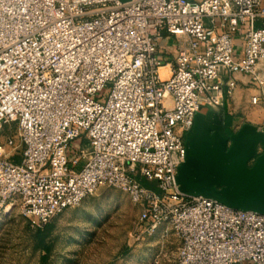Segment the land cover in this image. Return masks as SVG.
Here are the masks:
<instances>
[{
  "label": "built area",
  "instance_id": "2783aa9c",
  "mask_svg": "<svg viewBox=\"0 0 264 264\" xmlns=\"http://www.w3.org/2000/svg\"><path fill=\"white\" fill-rule=\"evenodd\" d=\"M244 76L264 102V0H0V214L43 226L108 186L176 264H264V213L176 182L194 115Z\"/></svg>",
  "mask_w": 264,
  "mask_h": 264
},
{
  "label": "rangeland",
  "instance_id": "374dc122",
  "mask_svg": "<svg viewBox=\"0 0 264 264\" xmlns=\"http://www.w3.org/2000/svg\"><path fill=\"white\" fill-rule=\"evenodd\" d=\"M171 46L174 42L170 41ZM161 71L165 76V68ZM249 84L237 86L228 97L227 113L236 121L235 130L244 121L264 129V102L249 103V95L256 92V87ZM108 91L104 88L96 99L104 101ZM231 119L227 116L226 123ZM14 133V126L7 128L2 141ZM79 143L85 144L86 139L76 140L70 147ZM7 151L18 157V147ZM82 164L80 161L76 169ZM11 206L0 214V264H176V236L163 235L161 230L151 236L141 234L139 209L117 188H98L43 226L20 214L18 204ZM41 237L45 249L39 243Z\"/></svg>",
  "mask_w": 264,
  "mask_h": 264
},
{
  "label": "water",
  "instance_id": "95a60500",
  "mask_svg": "<svg viewBox=\"0 0 264 264\" xmlns=\"http://www.w3.org/2000/svg\"><path fill=\"white\" fill-rule=\"evenodd\" d=\"M184 143L176 175L180 191L264 213V130L243 122L226 133L223 108L208 107L196 112Z\"/></svg>",
  "mask_w": 264,
  "mask_h": 264
},
{
  "label": "crops",
  "instance_id": "0c3cea01",
  "mask_svg": "<svg viewBox=\"0 0 264 264\" xmlns=\"http://www.w3.org/2000/svg\"><path fill=\"white\" fill-rule=\"evenodd\" d=\"M239 78H240V77H239ZM241 84H248V85H250V84H249V81H248V76H244V77H241V78L239 79V82H238L237 86H239V85H241ZM228 105H229L228 98H225L224 106H223V110H224V112H227ZM244 122H247V121H244ZM235 123H236V121H235L234 119H231L230 124H228V125L226 124V125L228 126V128H229L230 130H235V129H234ZM242 123H243V122H242ZM242 123H241V124H242ZM248 123H252V124H253V122H248ZM254 124H255V123H254ZM256 126H257V125H256Z\"/></svg>",
  "mask_w": 264,
  "mask_h": 264
},
{
  "label": "trees",
  "instance_id": "16d2710c",
  "mask_svg": "<svg viewBox=\"0 0 264 264\" xmlns=\"http://www.w3.org/2000/svg\"><path fill=\"white\" fill-rule=\"evenodd\" d=\"M224 115H225V118L227 119V116H228V118H230L231 119V115L230 114H228L227 112H224ZM226 124H229L228 122L226 123ZM44 239H43V237H41L40 239H39V243L42 245V247H43V249H45L46 248V246L45 245H43L44 244V241H43Z\"/></svg>",
  "mask_w": 264,
  "mask_h": 264
},
{
  "label": "flooded vegetation",
  "instance_id": "af4514ba",
  "mask_svg": "<svg viewBox=\"0 0 264 264\" xmlns=\"http://www.w3.org/2000/svg\"><path fill=\"white\" fill-rule=\"evenodd\" d=\"M214 112H216V110H214ZM218 112V111H217ZM218 115H219V112H218ZM232 130H230L229 128H228V126L226 125V118H225V132L226 133H230Z\"/></svg>",
  "mask_w": 264,
  "mask_h": 264
},
{
  "label": "bare ground",
  "instance_id": "6f19581e",
  "mask_svg": "<svg viewBox=\"0 0 264 264\" xmlns=\"http://www.w3.org/2000/svg\"><path fill=\"white\" fill-rule=\"evenodd\" d=\"M162 68H165V67H162ZM10 207H12L11 204H8L5 209L8 210Z\"/></svg>",
  "mask_w": 264,
  "mask_h": 264
}]
</instances>
